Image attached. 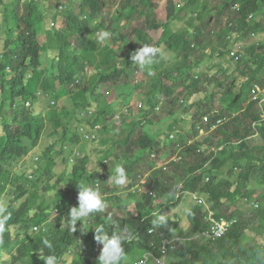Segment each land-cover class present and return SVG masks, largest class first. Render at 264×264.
<instances>
[{
  "label": "trees",
  "instance_id": "16d2710c",
  "mask_svg": "<svg viewBox=\"0 0 264 264\" xmlns=\"http://www.w3.org/2000/svg\"><path fill=\"white\" fill-rule=\"evenodd\" d=\"M118 1L119 8L113 14H106L98 23L93 24L97 17L110 8L111 0H13L11 4L0 0V13L3 15L0 16V51L4 53L0 60V220L4 221V229L0 230V264H43L40 256L47 255L56 256L58 264H61L68 253L73 255L75 252L77 255L72 257L70 264H97L92 261L93 255L98 252L99 257L101 250L98 251V248L103 245L95 242L94 230L90 229L86 234L79 231L73 233L65 217L73 204L71 196L78 191L76 185L88 183L95 188L99 184L103 189H110L111 186V191L115 192L116 184L108 183L111 181L108 178L115 175L116 164L123 165L126 177L129 178H132L136 168L139 171V163L142 161L153 170L157 164L151 159L153 154L160 157L166 150L176 153L170 141V132L174 128L177 130V126L184 122L179 114L191 116L196 121L202 117L201 111L192 113L189 91L183 90L180 84L167 83L173 71L177 72L181 66L187 65V57L182 63H173V66L165 69L158 61L162 52L187 53L190 46L196 43L195 33L200 30L197 24L204 29L208 28L207 25L215 24L218 17L221 19L224 15V2L219 4L220 10L216 11L217 16L213 20L204 13L210 4L213 5L214 0H179L178 3L168 0L167 17L161 22L159 0ZM216 2L218 4L220 0ZM232 2L240 5V11L230 13L228 21L236 24L239 32H243L242 38L250 33H264V0ZM250 15H254L255 19L249 22ZM122 19L138 21L132 38L119 28ZM178 19L187 22L182 32L175 28ZM97 29L111 34L105 44L101 45L97 40ZM226 29L216 31V38L223 39ZM158 31L160 35L155 41L151 33ZM144 45L159 51L151 64L141 68L132 64L130 57ZM248 51L251 60L243 59L239 66L247 80L242 92L233 93L237 85L233 79L223 94L226 96L224 101L232 103L223 104L221 116L231 115L237 109L241 113L239 118L199 139L194 147L182 153V159L174 165L180 181L187 179L185 188L200 190L218 217L237 220V224L216 243L208 244L200 240L182 245L176 264H264V122L256 103H249L255 85L264 86L261 78L264 71V41L259 46L249 47ZM46 60L52 64L47 76L42 69ZM94 69L97 70V78L86 88L89 91L87 93L83 86L88 72ZM139 71L145 79L136 82L134 76ZM111 79H118L120 83L115 84L119 92L116 103L123 98L129 103L134 94L144 91L145 102L150 105L154 102L151 97L155 95L170 98L172 121L165 123L166 131L161 134L156 132L158 127H154L156 131L149 128L154 124L153 121H147L144 125L145 114L139 119L133 114L124 115L121 125L116 124L117 108L101 94L103 86H113L114 83L110 84ZM219 86L223 89V86ZM38 89L51 91L43 104V109L47 111L45 117L39 116L35 108L29 111H8L15 100L39 102ZM196 93L204 95L201 91ZM9 98L10 103H7ZM204 99L210 103L214 101L213 96ZM53 101L60 105L53 109ZM68 103L71 106L73 104L72 112L68 109ZM121 105L124 106L122 102ZM94 107L96 114L93 119L83 121L82 114H88ZM47 120L54 127L53 138L61 139L49 147V167L46 171L39 168L36 173L39 178L41 174L48 176L43 196L48 201L37 198L29 187L26 189L25 180H30L27 169L22 168L16 173L14 171L27 157V152L43 139ZM99 124H103V130L92 143L98 144L94 150L103 153L102 158L91 163L90 150H87L78 162L69 164L68 176L56 180V170L61 161L53 156H64L68 164L74 151L73 145L81 141L80 125L84 128L83 134H90V128ZM255 124H258L261 142L253 139L256 136ZM195 129V132L186 133L196 136L199 132ZM68 142L72 144L68 149L60 144ZM56 146H59L60 151ZM219 148L225 150L220 154L212 152ZM203 149L207 150L206 153L193 160V154ZM209 163H212L211 168L206 169ZM200 170L211 175V183L203 184L201 175L198 176L200 181L190 178ZM14 173L16 180L12 179ZM153 176L163 179L159 171ZM253 182L257 188H251ZM38 183L34 181L32 184L40 189ZM135 183L136 180H133L132 184ZM10 184L16 188L6 194ZM158 188L165 193L169 192L165 184L159 183ZM138 196L129 194L127 198L128 201L137 202ZM114 199L118 200V204L121 201L120 197ZM252 202L259 203L260 209L248 211L246 215L239 206ZM123 204L124 201L120 202L118 208L128 209V204ZM233 206L236 210L231 212ZM54 209L61 215L52 221ZM201 212L200 207L195 208L187 216L188 220L192 223L203 218ZM138 214H146L144 207ZM129 216L131 218L132 213ZM123 220H119V225ZM103 221L101 215L98 218L91 217L87 227L94 228L98 222ZM47 222L50 223L47 233L36 235L35 227H42ZM130 223V219L124 221L120 231L126 227L129 232ZM178 226L177 223L169 224V228ZM107 231L111 235L116 232V228L108 225ZM163 233L170 237L169 231L163 229ZM45 240L51 245L50 248L44 244ZM129 252L127 246L122 264H125Z\"/></svg>",
  "mask_w": 264,
  "mask_h": 264
},
{
  "label": "clouds",
  "instance_id": "9594fccd",
  "mask_svg": "<svg viewBox=\"0 0 264 264\" xmlns=\"http://www.w3.org/2000/svg\"><path fill=\"white\" fill-rule=\"evenodd\" d=\"M174 1L176 2V0ZM221 1H223V4H225V8L223 11L224 15L221 19L218 17L215 24L207 25V29H204L201 25L197 24V27L200 29L195 33L196 37L194 38V41L197 44L193 43L190 46L188 52L184 53V55L178 53L173 54L171 52H162V55L158 61V64L164 66L165 69L167 67H170L173 63H182L187 57L188 63L186 66H181V68L177 71L179 73L173 71L172 69H169L172 70L173 73L168 78L169 81H167V83L180 84L183 90L189 91L191 93V97L189 98V100L191 102L190 107L193 110L192 113H195L196 111L202 112V117L199 121L194 120L191 116L185 117L183 114H179L180 117L184 119V122L177 126V130L174 128V130L170 132V141H172V144L175 146V152L180 151L178 149L182 148V145L181 143L175 144L173 142V140L176 139L173 134L174 132H176L177 135L183 133L186 138H189L190 142L186 143V147L184 148L185 151L189 147H194L196 142L202 137L216 131L221 126L232 122L234 119L239 118V115L241 113L237 111V109H234L235 111L231 115L221 116L223 104L231 105L232 103L225 102L224 99L226 96L224 97L223 94L225 88H228V84L232 83L233 79L234 81H237V85L234 88L233 93L237 94L242 92L244 85L247 83V80L243 77V74H241V69L239 68L240 63L243 61V59L251 60L248 51L249 47L254 45L259 46L264 41V37L262 39H259V37L264 33H250L249 36L242 38L243 32H239L237 25L232 23L231 21H228L230 13L240 11V5L233 4L232 0H220L218 4L216 0H214L213 5L210 4V8L204 13L205 15H207V18L211 17L213 20L216 18V11L220 10L219 7L221 5L219 4L221 3ZM118 8L119 4L116 10ZM108 9L109 8H107L106 12H103L101 16L97 17L94 20L93 24L98 23V21L102 17H104V15L107 14V16H110L114 13L108 12ZM166 15L163 14L161 16L164 17V19L159 16V20H161V22L165 20L167 17ZM0 16H3L2 13H0ZM196 17L197 15L194 16L195 19ZM254 19V15L249 16V22L253 21ZM123 20L129 21L132 26L129 28L121 27L120 24ZM177 22L184 21L178 19ZM137 25L138 21L136 20L122 19L119 22V28L123 31H126L127 35L130 38L133 37V30ZM181 25V27H176V30L182 32L185 26H187V22H184ZM225 29L226 34L223 39H217L216 37L218 35L216 34V31L221 32ZM100 30L102 29H97L95 32L97 34L100 33L101 41H106V39L109 38L111 34L107 31L102 32ZM154 33L155 32L151 33L153 38L155 36ZM2 34L5 35L4 33ZM255 39L258 40L257 43L251 44L246 49V47L244 46L246 45L245 42ZM154 40L157 41L155 38ZM245 49L247 51V54H245ZM158 51L159 49L157 48L149 45H144L140 50L131 54V63L142 68L143 66L151 64L154 61ZM166 53H171L173 55L172 61H168L166 59V56L163 55H166ZM3 55L4 53L0 51V60H2ZM51 65L52 64L50 62L48 63L46 60L45 67L42 68L46 72V76L48 75V68H50ZM139 72H137L135 75H137ZM261 78L264 81V71L261 74ZM134 79L136 82L143 81L142 79L137 80L136 76ZM218 84L223 86V89H221ZM209 86L211 87V89H209ZM195 91L204 92V95H202L201 93L198 94ZM186 93L187 92H185V98L188 97V94ZM50 94L51 91L48 92L42 89H38L37 96L39 97V102L33 103L31 100L20 102V100H15L12 105L10 104V108L8 109V111L16 112L21 109H23L24 111H29L30 109L35 108L37 110V113L40 114L39 116L45 117V115H47V111L43 109V101L45 104V101L47 97L50 96ZM134 96H137L139 101L135 102L136 99L134 98ZM210 96H213L214 99L212 103L207 101V99H204V97L207 98ZM145 97V91L142 93L137 92L132 96L129 103L127 105H124L121 109L117 106L116 100L113 103L110 102L114 105L115 108H117L116 122H119L118 124L121 125L120 122L124 119V115L127 114H133V116H136L137 119H139L142 114H145L146 119H144V125L147 123V121H153L154 124L152 126H149V128H152L154 129V131H156L155 129L157 127L159 128V122L160 124H162L164 121H172V119L170 118V111L172 108L169 104L170 98H168L167 96L155 95L151 97V99H154V102L152 103V105H150L148 102H145ZM6 102L10 103V98L9 101ZM249 103H256L259 111H261V118L264 122V86L260 84L255 85ZM52 104L54 106L53 109L60 105V103L58 104L55 101H53ZM95 107L91 109L88 114H82L83 121H89L93 119V116H95L96 114V111L94 110ZM161 115L164 116V120H160ZM50 122L51 121L47 120L46 130ZM164 125L160 126V128L162 127L164 129L162 132H160L161 134L166 131ZM257 125L258 124L254 125L256 129V136H254L253 139L256 138L259 142H261V134L259 133ZM182 128L186 129V131H183ZM195 128H197V132H199L198 134H196V136L192 135V133H190L191 135H188L186 133L191 131L195 132ZM83 129V126L80 125L79 136L81 138V141L80 143L75 144L76 147H74L73 145L74 151L68 159V164H66L64 156H58L57 154L53 156L60 159L61 161L58 168L61 165H67L69 171L70 165L78 162V160L82 158V155L87 152V150L91 151V147L93 146L92 142H95L97 137H99L100 133L103 130V124L95 125L93 128H90V134H83ZM147 131L150 132L148 128ZM156 132L158 133V131ZM45 138L47 137L44 134V137L40 141V143L36 145L33 150L27 152V157L17 168H15V170L11 168L15 171V173L22 168L27 169L30 180H28L29 182L25 180V182H27L26 189H28L29 187L30 190L32 189L36 193L37 198H43V200L45 199V197H43L44 186L47 183L48 176L41 174L42 177L39 178L36 176V173H38L39 168H41L43 171H46L50 164V159L48 156L50 153L49 147L51 144H57L59 141H61V139L53 138V135H51L50 138L52 139V143L48 146V150L43 149L42 147L40 150V146L43 144ZM84 138H87L85 142L88 143L85 144L86 147H83L85 148V150L79 146V144L83 143ZM68 143L60 144L64 145L65 148L68 149L72 145H68ZM56 149L60 151L59 146H56ZM224 150L225 148H219L213 149L212 152L220 154ZM206 151L207 150L205 149L196 151L193 154L192 159L196 160V157L198 155L204 154L206 153ZM208 153L210 154V152ZM46 158L48 162L45 166H42L43 162L46 161ZM151 158H153V161L157 163L155 168L153 170L150 169V171L146 173L139 165V171L136 168V170L133 171L132 178L126 177L125 169L122 164H116L115 175H110L108 178V180H111L108 183L112 185V182H114L116 184V186H114V188H116L115 192L111 191V186L110 189H103L99 184H97L95 188L88 183H81L79 185H76L78 191L71 196L73 204L71 205L69 212L65 217L68 218L73 233L79 231L81 234H86L90 229L94 230L95 242L99 245H103V247H99L102 248L100 249L101 252L99 257H97L98 252H95V255H93L92 259L93 262L95 261L97 262V264H122V261L124 260L126 255L125 249L128 246L130 248V252L127 258L132 255V259L126 258L125 264H176L182 245L186 244L189 241L199 242L200 240L208 244L216 243L219 240L223 239L233 228V226L237 224V220H227L225 218L218 217V215L212 210L206 196L200 190L193 191L191 189L185 188V181L187 179H183L184 181H180L181 179L179 177V172L174 166L179 160L182 159L178 158L176 153H171L170 151L166 150L165 153L160 157L156 154H153ZM139 164H141V162ZM211 165L212 163H209L206 169H210ZM98 171L99 173L101 172V169L99 167ZM157 171L162 172L163 179L159 180L156 178V176H153V174ZM15 173L12 176V179L14 180H16ZM56 173V180H63L66 176H68L67 172L63 174V177L61 175V177L59 178L58 173L60 172L56 170ZM200 175L202 177L203 184L207 185L211 183L210 178L212 177L205 170L194 172V174H192L190 178L200 181L198 179V176ZM126 180L128 181V185L126 183L125 186L121 187L126 182ZM133 180H136V183L134 185L132 184ZM34 181L39 182L38 184L40 189L32 184ZM159 183L168 186L169 192L165 193L163 189L158 188ZM15 188L16 186L10 184L8 190H6V194H8L11 190H15ZM129 194L139 195L137 197V202H135V200L128 201L129 199L127 198V196ZM76 195L77 201L75 202ZM102 195L104 196L103 198ZM115 197L121 198L119 204L123 201V205L128 204V209L120 210L118 208V200H115ZM48 199L50 200L51 198L48 197ZM45 200L48 201L47 199ZM249 205L251 210L260 209V204L257 202H252ZM246 206H248L247 203ZM122 207L120 208L122 209ZM143 207L146 214L143 216H139L138 212ZM197 207H200L202 211L201 213L204 214V216L203 218H198L196 221L191 223L188 220L187 216ZM129 213H132L131 218L129 216ZM60 215L61 213L56 212V210L54 209L52 221L56 220ZM99 215H101L104 221L98 222L94 228H88L87 223L89 219L91 217L98 218ZM105 215L108 216L105 217ZM211 218L220 223L224 222L229 225V227L226 229V232L220 238L210 239L206 236V233L211 231ZM118 219H124L121 222V225H119L120 221ZM129 219L131 222L130 231L128 232L125 227L121 232L120 230L122 229L124 221H127ZM172 223H177L179 224V226L177 228H169V224ZM186 223H188L192 228L191 234H184V232H182L181 226ZM49 224L50 223L47 222L42 227H35L34 233L36 235H40L42 232L47 233ZM108 225L114 226L116 228V232H112V234L109 235L107 231ZM203 225H206L207 227L204 228L205 226L203 227ZM3 229L4 221L0 220V230ZM163 229L170 232V237L164 235ZM80 239L81 238H79V240ZM79 243L81 242L79 241ZM44 244L49 248L51 247L47 240L44 241ZM74 255H77L76 252L73 255L68 253L67 258H65V260L63 259L61 264H70ZM40 259L43 261V264H58L57 257L54 255H47L43 257L40 256Z\"/></svg>",
  "mask_w": 264,
  "mask_h": 264
},
{
  "label": "rangeland",
  "instance_id": "374dc122",
  "mask_svg": "<svg viewBox=\"0 0 264 264\" xmlns=\"http://www.w3.org/2000/svg\"><path fill=\"white\" fill-rule=\"evenodd\" d=\"M5 1V3L6 4H11L12 3V1L13 0H4ZM112 2L110 3V8L108 9V12H110V13H113L115 10H116V8H117V6H118V4H117V1L118 0H111ZM178 1L179 0H176V2L178 3ZM167 0H159V2H158V8H159V16L161 17L163 14H165L166 15V11H165V7L167 6ZM161 18H163L164 19V17H161ZM182 23H184V22H177L176 24H175V28L176 27H181L182 25ZM121 25V27H123V28H129V27H131L132 26V24L129 22V21H127V20H123L122 21V23L120 24ZM177 29V28H176ZM2 31H4V30H2ZM95 35H97L96 37H97V40L101 43V45L102 44H104V43H106V41L105 40H103V41H101L100 40V33L99 34H97L96 32H95ZM154 38L157 40V38H158V36H159V32L158 33H154ZM264 37V34L262 35V36H260L259 37V39H262ZM245 41V40H244ZM257 39H255V40H250V41H247V42H245L246 43V45H244L245 47H246V49H247V47L248 46H250L251 44H253V43H257ZM246 49L244 50L245 51V54H247V51H246ZM164 56H166V59L168 60V61H172V59H173V55L171 54V53H166V55L165 54H163ZM46 62V61H45ZM97 70H90L89 72H88V78H87V81L84 83V86H83V88H87L88 86H90L91 85V83H93V81L97 78ZM136 76V79L137 80H139V79H142V80H144L145 79V77H144V75H142L141 74V72H139L137 75H135ZM135 76H134V78H135ZM116 82H117V85H119L120 83H118L119 82V80L118 79H111V82H110V84H113V86L112 87H108V86H103L102 87V89H101V94H103L104 95V97H105V99H106V101H108V102H114L115 101V99H116V95H117V93H118V95H119V92H117L116 91V89H115V84H116ZM86 91H87V93L89 92L88 91V89H86ZM88 97V96H87ZM89 98V97H88ZM134 98L136 99H134L135 100V102L136 101H139V99H138V97L136 96H134ZM124 100H120L121 102H122V104H124V105H127L128 104V102L127 101H125L126 99L125 98H123ZM133 100V101H134ZM119 101V103H117V106L121 109L122 108V105H121V102ZM70 103V102H69ZM68 103V109H69V111H73V109H74V107H72L73 106V104H72V106H71V104H69ZM43 104H44V101H43ZM45 105V104H44ZM135 105V104H134ZM65 118V117H64ZM63 118V119H64ZM67 120V119H66ZM160 120H164V116L163 115H161L160 116ZM168 122H170V121H164L162 124H160V122H159V128H158V133H160V132H162L164 129L161 127L160 128V126L161 125H164L165 123L167 124ZM119 122H117L116 124H118ZM119 126V125H118ZM123 128V127H122ZM118 131L119 132H121L122 130L120 129H118ZM53 132H54V128H53V125L51 124V123H49L48 124V127H47V130H46V133H45V136L47 137V138H45V140L43 141V144L40 146V150H41V147L43 148V149H46V150H48V146L52 143V139L50 138V136L53 134ZM105 134H107L106 132H105ZM174 134V136L176 137V139L175 140H173V142L175 143V144H177V143H181V145H182V148H179L178 150H180V151H177L176 152V155H177V157L178 158H182V153L184 152V148L186 147V143H189L190 142V140H189V138H186V136L183 134V133H181V134H179V135H177V133L176 132H174L173 133ZM108 135V134H107ZM172 135V134H171ZM70 136V135H69ZM115 138H116V136H115ZM87 138H84V140H83V143H81V144H79V146L82 148V149H84L85 150V148H83L84 146L86 147V145L85 144H88L87 142H85V140H86ZM68 141H70V138H69V140ZM70 143H68V145H69ZM67 145V146H68ZM98 146V144H96V145H93L91 148V151L89 152V154H90V162L92 163V162H96V160H98V159H100V158H102V156H103V153H98L97 152V150H96V152H95V150H94V148L95 147H97ZM74 147H76V145H74ZM38 151V150H37ZM85 152V151H84ZM98 156V157H97ZM174 156V155H173ZM152 160H153V158H151ZM48 161H47V158H46V161L45 162H43V164H42V166H45L46 165V163H47ZM140 167L143 169V171L144 172H146V173H148L149 171H150V169H149V167L146 165V163L145 162H141V164H140ZM57 171L58 172H60V173H58V177L60 178L61 177V175H62V177H63V174L64 173H67L68 172V166L67 165H61L58 169H57ZM126 183H127V185H128V181L126 180V182L121 186V187H123V186H125L126 185ZM251 188H257V184L255 183V182H253V183H251ZM121 193V192H120ZM105 195V194H104ZM104 196L102 195V198H103ZM77 201V195H76V197H75V202ZM240 209L243 211V212H245L246 213V215H248L249 213H247L248 211H251V209H250V205H248V206H246V204H240ZM236 210V207H232V208H230V211L231 212H233V211H235ZM102 213V212H101ZM174 213V212H173ZM182 227V232H184V234H187V233H190L191 234V227L189 226V224L188 223H186V224H184L183 226H181ZM195 228V227H194ZM196 229V228H195ZM259 236V235H258ZM255 238H257V235L255 236ZM254 240V239H253ZM101 248H99V250H100ZM127 259H132V255L130 256V257H128ZM129 261H132V260H129Z\"/></svg>",
  "mask_w": 264,
  "mask_h": 264
},
{
  "label": "built area",
  "instance_id": "2783aa9c",
  "mask_svg": "<svg viewBox=\"0 0 264 264\" xmlns=\"http://www.w3.org/2000/svg\"><path fill=\"white\" fill-rule=\"evenodd\" d=\"M211 231L206 233V236L210 239L220 238L229 227L228 224L224 222H218L215 219L211 218Z\"/></svg>",
  "mask_w": 264,
  "mask_h": 264
}]
</instances>
